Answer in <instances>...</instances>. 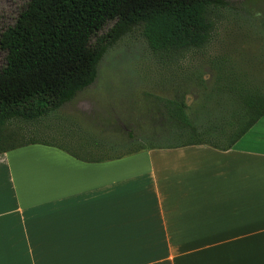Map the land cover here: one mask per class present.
<instances>
[{
	"label": "crops",
	"instance_id": "0c3cea01",
	"mask_svg": "<svg viewBox=\"0 0 264 264\" xmlns=\"http://www.w3.org/2000/svg\"><path fill=\"white\" fill-rule=\"evenodd\" d=\"M72 107L83 127L110 120ZM116 117L97 146L38 138L0 154V264H264V116L226 151L131 154Z\"/></svg>",
	"mask_w": 264,
	"mask_h": 264
},
{
	"label": "trees",
	"instance_id": "16d2710c",
	"mask_svg": "<svg viewBox=\"0 0 264 264\" xmlns=\"http://www.w3.org/2000/svg\"><path fill=\"white\" fill-rule=\"evenodd\" d=\"M225 7V0H27L13 25L0 34V49L6 52L0 69V154L37 140L3 143L10 139L1 135L6 124L43 121L71 102L96 82L106 51L124 36L137 32L159 56L200 48ZM108 22L113 26L95 38ZM225 90L239 115L230 122L236 132L223 145L199 139L183 98L160 101L163 120L190 137L170 147L207 145L226 151L264 116L259 87L234 83ZM150 147L160 146L128 148L126 141V154Z\"/></svg>",
	"mask_w": 264,
	"mask_h": 264
},
{
	"label": "rangeland",
	"instance_id": "374dc122",
	"mask_svg": "<svg viewBox=\"0 0 264 264\" xmlns=\"http://www.w3.org/2000/svg\"><path fill=\"white\" fill-rule=\"evenodd\" d=\"M225 1L226 7L216 13L204 46L159 56L132 32L106 51L91 87L43 121L9 122L1 135L10 139L3 143L41 138L97 146L100 142L96 138L106 136L107 129H117L116 116L122 115L126 118L128 148L185 144L190 137L162 118L160 101L175 98H183L186 114L198 125L199 139L227 143L238 128L230 122L239 113L226 87L236 83L264 91V0ZM26 3L0 0V34L13 25ZM112 26L113 22H108L95 38ZM5 57L6 52L0 49V69ZM77 101L89 102L93 111H102L110 120H104L103 127H83L80 120L68 116ZM123 133L121 129V141Z\"/></svg>",
	"mask_w": 264,
	"mask_h": 264
}]
</instances>
